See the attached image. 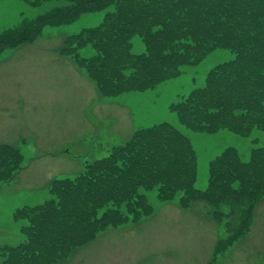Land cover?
<instances>
[{
    "label": "trees",
    "instance_id": "trees-1",
    "mask_svg": "<svg viewBox=\"0 0 264 264\" xmlns=\"http://www.w3.org/2000/svg\"><path fill=\"white\" fill-rule=\"evenodd\" d=\"M24 1L42 3L43 10L0 30V52L33 39L45 25L68 23L84 13L111 8L98 25L84 27L64 39V53L86 71L105 95L148 89L178 73L181 66L197 62L201 57L198 59L195 45L187 41L197 44L207 39L198 30L206 27L213 36L209 46H228L235 57L211 68L203 86L180 98L171 105L172 109L184 125L200 131L228 128L246 132L253 123L264 120V84L257 90L253 83L247 86L250 89L245 96L252 91L261 93L251 106L229 89L239 74L236 69L242 65L250 64L256 72L264 69L263 64L255 63H264V46L261 52L257 50L264 45V0ZM134 35L144 42L141 53L131 52ZM83 47L91 50L89 55L80 52ZM231 101L235 108L243 110L237 112ZM236 155L227 148L212 159L207 187L198 190L194 186L195 152L186 137L167 122L137 128L103 157L86 163L82 173L53 180L52 199L14 210L13 216L25 221L21 226L25 239L18 245L1 248L2 264H52L63 260L102 228L123 221L124 215L119 216L113 206L109 214L102 213V208L110 204L103 201L106 198L114 204L133 202L130 212L134 216L140 211L148 212L150 206L141 188L155 186L161 199H170L179 192L183 205L199 197L213 204H240L246 213L264 196V179L250 177V162L242 164ZM20 162L17 149L0 144V182L14 176ZM234 238L232 235L227 239L228 243ZM226 246L222 241L219 250Z\"/></svg>",
    "mask_w": 264,
    "mask_h": 264
},
{
    "label": "rangeland",
    "instance_id": "rangeland-1",
    "mask_svg": "<svg viewBox=\"0 0 264 264\" xmlns=\"http://www.w3.org/2000/svg\"><path fill=\"white\" fill-rule=\"evenodd\" d=\"M42 10V3L0 0V29L18 23L22 17L31 19ZM104 13L99 10L69 23L45 25L38 36L41 40L34 45L7 48L0 54V142L9 143L22 155V168L9 180L0 182V264L1 247L14 246L25 239L21 232L24 219L13 217L16 208L52 199L51 179L76 175L85 160L103 157L140 127L168 122L189 138L197 157V188L207 186L210 159L229 146L237 149L236 157L242 164L250 162V177L264 179V120L253 123L249 133V129L236 131L239 134L227 128L198 131L185 127L171 108V104L201 87L213 66L234 58V50L224 45L209 46L213 36L202 27L198 30L207 39L197 44L187 41L195 45L198 59L201 57L197 63L181 66L177 74L152 89L105 95L83 68L59 51L66 35L97 25ZM252 35L251 31L250 38ZM245 38L249 43L246 34ZM263 46L257 50L261 52ZM132 49L137 53L145 50L139 36L133 38ZM80 52L90 54L87 47ZM255 63L264 66L257 60ZM249 65L236 69L239 74L229 89L251 106L261 93L252 91L247 97L244 92L252 83L254 90L262 87L264 69L256 72ZM254 147L257 150L250 153ZM143 192L151 206L146 217L134 224L121 221L105 229L95 241L78 252L74 250L69 261L59 264H210L215 242L234 232L230 227L238 222L241 213V205L232 203L234 208L225 206V216L216 220L209 212L213 209L199 201L202 197L178 206L174 201L168 205L159 199L155 186ZM106 199L103 201L110 204L102 208V213L114 207L120 216L133 206L132 202L114 204ZM211 264H264V198L255 207L251 228L216 254Z\"/></svg>",
    "mask_w": 264,
    "mask_h": 264
},
{
    "label": "crops",
    "instance_id": "crops-1",
    "mask_svg": "<svg viewBox=\"0 0 264 264\" xmlns=\"http://www.w3.org/2000/svg\"><path fill=\"white\" fill-rule=\"evenodd\" d=\"M39 40H41V39H39ZM39 40H37V41H39ZM36 42V41H35ZM35 42H33V43H30V44H32V45H34L35 44ZM30 44H27V45H30ZM22 47V46H21ZM21 47L18 49V50H16V52L15 53H17V52H19V50L21 49ZM109 103H114L113 101H110ZM5 143H7V142H5ZM171 202H167V204L168 205H171L170 204Z\"/></svg>",
    "mask_w": 264,
    "mask_h": 264
}]
</instances>
